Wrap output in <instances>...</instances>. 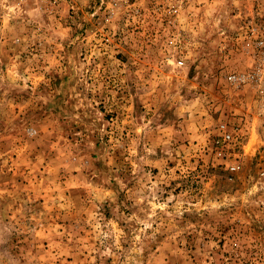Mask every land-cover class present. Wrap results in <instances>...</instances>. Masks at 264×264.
I'll return each instance as SVG.
<instances>
[{"label": "rangeland", "instance_id": "rangeland-1", "mask_svg": "<svg viewBox=\"0 0 264 264\" xmlns=\"http://www.w3.org/2000/svg\"><path fill=\"white\" fill-rule=\"evenodd\" d=\"M255 27L264 0H0V264H264V101L228 80Z\"/></svg>", "mask_w": 264, "mask_h": 264}, {"label": "built area", "instance_id": "built-area-1", "mask_svg": "<svg viewBox=\"0 0 264 264\" xmlns=\"http://www.w3.org/2000/svg\"><path fill=\"white\" fill-rule=\"evenodd\" d=\"M64 0H16L18 4L25 3H36L43 4L45 6H57L60 5ZM179 3L188 2L190 0H178ZM253 32L254 43L252 46L253 49V64L247 70L243 71L240 74H231L228 76V80L231 84L236 85L237 87H250L253 89L254 94L261 100L264 101V27L259 28L255 27L250 30ZM178 64H182V61H179ZM219 130L223 131V139H231V134L226 130V124H220Z\"/></svg>", "mask_w": 264, "mask_h": 264}]
</instances>
